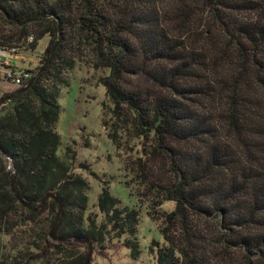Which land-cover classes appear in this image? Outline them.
Listing matches in <instances>:
<instances>
[{
    "label": "trees",
    "instance_id": "16d2710c",
    "mask_svg": "<svg viewBox=\"0 0 264 264\" xmlns=\"http://www.w3.org/2000/svg\"><path fill=\"white\" fill-rule=\"evenodd\" d=\"M46 36L42 65L0 99V264H51L52 251L55 264H85L77 250L99 243L103 227L134 233L138 211L108 189L106 221L87 224L76 151L67 148L70 162L58 154L60 91L87 55L110 70L114 113L153 136L174 174L158 185L176 206L165 241L150 246L153 264H264V0H0L1 46L32 49Z\"/></svg>",
    "mask_w": 264,
    "mask_h": 264
},
{
    "label": "rangeland",
    "instance_id": "374dc122",
    "mask_svg": "<svg viewBox=\"0 0 264 264\" xmlns=\"http://www.w3.org/2000/svg\"><path fill=\"white\" fill-rule=\"evenodd\" d=\"M49 42L50 37L46 36L36 48H25L16 59V66L36 71L42 65V57ZM3 71V68L0 69V73ZM109 74L108 68H96L92 57L87 55L77 61L75 68L67 75L68 84L62 86L58 99L61 105L56 124L61 137L58 154L70 162L67 148L76 151L77 168L74 173L87 183V224L95 222L101 227L106 221L105 214L98 206L104 189L118 198L120 209L128 206L138 211L134 233L127 230L118 237L108 234L107 229L110 227H103V238L99 243L92 244L93 253L89 264H153L155 256L150 246L154 240L161 241V244L165 241L160 232L165 226V212L173 211L176 206L175 201L162 200L164 190L158 185L173 181L174 174L164 163L166 152L163 149L160 153L155 151L157 148L153 136L145 137L136 129L132 119L125 123L114 113V104L102 81ZM18 87L0 78V99L4 92ZM79 164H83L82 167ZM145 172L148 174L146 180L143 178ZM44 217V221L52 217L51 208L45 210ZM24 228L28 227H21L14 232L24 231ZM47 231L49 233L51 228ZM18 236L20 239L29 238L28 234L23 235L21 232ZM126 238L132 239L140 247L136 256L124 246ZM12 242V235L3 237L8 252ZM77 251L87 256L88 244ZM54 253L52 251L50 254L51 264H55L57 259ZM36 264L47 263L45 260Z\"/></svg>",
    "mask_w": 264,
    "mask_h": 264
},
{
    "label": "built area",
    "instance_id": "2783aa9c",
    "mask_svg": "<svg viewBox=\"0 0 264 264\" xmlns=\"http://www.w3.org/2000/svg\"><path fill=\"white\" fill-rule=\"evenodd\" d=\"M33 38H29V42ZM23 46H1L0 45V69L3 68V73H0V78L7 80L17 86H21L25 80L30 78L31 73L27 69H22L16 66V59L21 52L25 50ZM1 108V106H0Z\"/></svg>",
    "mask_w": 264,
    "mask_h": 264
},
{
    "label": "water",
    "instance_id": "95a60500",
    "mask_svg": "<svg viewBox=\"0 0 264 264\" xmlns=\"http://www.w3.org/2000/svg\"><path fill=\"white\" fill-rule=\"evenodd\" d=\"M25 88H27V87H25ZM24 88V89H25ZM18 199L24 204V205H26V206H30V205H32V202H28V201H26L23 197H21L20 195H18ZM48 199H54L57 203H58V205H59V212H62V210H63V203H62V201L59 199V197H57V195L54 193V192H48L46 195H45V197L43 198V201H46V200H48ZM53 231H54V229H52L51 230V233H50V235H51V237L53 238V239H57V237L53 234ZM85 243H87L88 244V246H89V253H88V255L86 256V259H85V264H89L90 263V259H91V256H92V253H93V242L91 241V240H85L84 241Z\"/></svg>",
    "mask_w": 264,
    "mask_h": 264
}]
</instances>
